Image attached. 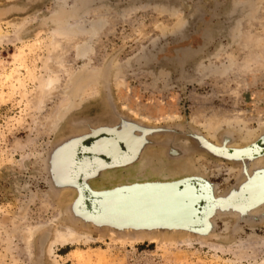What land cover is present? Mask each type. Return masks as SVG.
Returning a JSON list of instances; mask_svg holds the SVG:
<instances>
[{"label":"rangeland","instance_id":"1","mask_svg":"<svg viewBox=\"0 0 264 264\" xmlns=\"http://www.w3.org/2000/svg\"><path fill=\"white\" fill-rule=\"evenodd\" d=\"M59 25L80 40L59 43L66 64L40 107ZM0 30V264H264V193L238 195L264 169V149L235 151L248 140L264 147V0H0ZM104 135L128 157L106 165L95 152L75 165L79 137ZM79 169L95 172L98 190L200 177L204 206L196 200L188 218H203L205 232L96 227L64 185ZM204 183L219 202L211 213ZM229 202L232 212H216ZM67 226L94 238L50 251Z\"/></svg>","mask_w":264,"mask_h":264},{"label":"bare ground","instance_id":"2","mask_svg":"<svg viewBox=\"0 0 264 264\" xmlns=\"http://www.w3.org/2000/svg\"><path fill=\"white\" fill-rule=\"evenodd\" d=\"M5 37L6 36L3 35V33L0 30V42ZM79 40L80 39L78 38H75L74 40V34L68 33L60 25L56 29H54L53 38L51 42L53 44V48L56 49V54H53L52 56H50L51 63L47 64L48 66L47 69L49 73L47 77L43 79L40 83V90H39L40 97L38 98L40 107L43 106V104H45V100L47 99V97L50 96V94L55 89L58 88V84L61 80V75L59 74L57 66L64 67L66 64V61H65L66 53L65 51H60V48L62 47L63 44L60 45L59 43L61 42L71 43L74 41L76 43ZM72 47L73 46L71 45L70 48ZM84 92L88 93V90L86 91L84 90ZM66 101L62 102L61 105L68 103V101L67 102ZM50 127L54 128L55 126L52 125V126L46 127L47 128L46 130L50 131L49 130ZM245 140L247 141L248 137H246ZM121 145H122L121 140L117 136L108 135L107 137H102L100 140H97V142L92 147L97 153L104 152L105 154H108L109 157L111 156V158H114V160H123V159H126V157H128V155L130 154V150L123 149ZM83 149L85 150L87 148L84 147ZM263 149L264 147L260 145L258 141L250 142L248 140L247 143L245 144V147H243L240 150H235V151H237L238 156L252 157L255 155L262 154ZM202 190L203 189L200 187V185H196V184L194 185L186 184V186L183 189H181V187H178L176 189L167 191V193L159 192L158 190H151V189H147L143 191L139 190V192H136V193H130V194L125 193L122 197H120V199L115 200L111 204H113L114 205L113 207H115L116 209H119L117 210V212L129 213V211H131L134 213L136 212L135 214H139V215L144 214L146 216H152V214H154L156 215V217L153 218L154 220L159 219V218L169 217V216H174V217L184 216L188 218L189 216L192 215L190 212L192 206L194 205L195 202L196 203L198 202L196 200L203 198L204 194H202L203 192ZM263 193H264V175L261 176L250 187V190L248 192L249 197L247 196V199H257ZM34 230L35 228L33 226L31 227V225L26 228L25 234L28 239L33 237ZM81 237H84L88 240L94 238L90 234L78 232L72 226H67L65 230L58 229L56 231V236L54 240L49 245V249L50 251H52L53 245L55 243H61L64 245L66 243L74 242L75 240L79 241Z\"/></svg>","mask_w":264,"mask_h":264},{"label":"water","instance_id":"3","mask_svg":"<svg viewBox=\"0 0 264 264\" xmlns=\"http://www.w3.org/2000/svg\"><path fill=\"white\" fill-rule=\"evenodd\" d=\"M179 51H185V49H181ZM123 123V122H122ZM107 133H111V132H107ZM97 135H93V137H96ZM108 135H104L98 138H95L89 145L84 143V140L86 138H88V136H84V137H79V139H82V143L81 146L78 147V152L71 154L72 156H74V158L72 159V161H75V165L76 162L77 164L79 163V159H84L83 157H89V156H93V152L95 153V150L93 149L92 146H94V144L97 142V140H100L102 137H107ZM225 138V137H224ZM75 140V139H74ZM72 141L69 142H65L63 144H61L58 148H56L54 150V152L50 155V159H52L53 156L56 155V153H59V151H62L63 149H65ZM84 147H86L87 149H83ZM92 147V148H91ZM103 153V154H102ZM230 154L235 153V151L233 150L232 152H228ZM229 154V155H230ZM101 155H105V157H102ZM99 158L103 159V163L106 165H118V164H114V158H111V156L109 157L108 154H105L104 152H100V155L98 156ZM128 160V159H127ZM127 160H125L126 162H128ZM90 162L91 159H90ZM125 162V163H126ZM77 168V166H76ZM264 169H261L259 171L254 172V175L249 176V180L244 183L239 191H238V195L239 196H246L245 198H247V196L249 195L248 192L250 190V187L264 174ZM80 172V173H79ZM79 172L76 173L74 172L75 178L69 177L67 180H65L64 185L65 187H73L77 190V196L74 199L73 202V209L74 212L83 220L90 222L92 224H94L96 227H107L109 229H112L114 231H119V232H124V231H128V230H133V231H151L157 228H161V230L167 231V230H187L190 231L194 234L197 235H203V233L205 232V230L201 229V226H195V224L198 223H203L204 219L200 218L199 220L196 221V219H198L196 216L195 219H191V218H186L184 216H179V217H174V216H169V217H164V218H159L162 219L163 221H154V220H150L156 217V215L152 214V216H149L151 218H146L148 216H142V215H131L128 213H123V212H117V210L112 209V207L110 206L111 203H113L115 200L120 199V197H122L124 195V193L128 192L130 188L132 187H136V189L138 188H148V187H154V186H161V187H165V189H172V188H178L181 187V189H183L185 187L186 184L188 183H192L193 181L196 182L197 184H199V180L200 177H194V176H186L183 178H179V179H175V180H166L163 182H145V183H133V184H124V185H118L115 187H111V188H105V189H94L91 187V185L88 183V179L89 177H91L92 175H94L95 172L91 171V170H82L79 169ZM262 172V173H260ZM205 184V183H204ZM194 185V184H193ZM200 185V184H199ZM140 186V187H139ZM205 187L207 188L208 192L210 193V197H212L211 195V190L210 188H208L207 184H205ZM210 187V186H209ZM131 190V189H130ZM249 197V196H248ZM228 198V197H227ZM210 206L209 208L211 209L210 213L212 211H214L215 207L214 206H218L217 200H215L216 198H210ZM80 208L82 209V211H80L79 209L77 210V205L81 203ZM204 200L203 198L200 199V203H199V210H202L203 206H204ZM231 205V203L229 202L227 204V207L223 208V209H218L216 212H223V211H230L232 212L234 210L233 206H228ZM227 209V210H225ZM119 210V209H118ZM80 211V212H77ZM247 212H249L250 210H246ZM218 212V213H219ZM136 213V212H135ZM198 215V214H197ZM213 215L210 216V218ZM200 217V215H199ZM188 221V222H186ZM199 221V222H198ZM157 222H166L165 225L162 224V226L160 227H156V225H158L159 223ZM172 222V223H170ZM173 222L178 223V225H176L177 227H172L175 224H173ZM201 223V224H202ZM205 223L207 225H211V223H209V220H206ZM213 227V224H212ZM212 227L209 229L211 230Z\"/></svg>","mask_w":264,"mask_h":264}]
</instances>
